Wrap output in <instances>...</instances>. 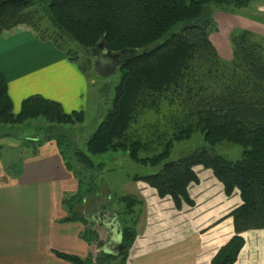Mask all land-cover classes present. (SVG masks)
Segmentation results:
<instances>
[{"label":"trees","instance_id":"obj_1","mask_svg":"<svg viewBox=\"0 0 264 264\" xmlns=\"http://www.w3.org/2000/svg\"><path fill=\"white\" fill-rule=\"evenodd\" d=\"M250 1L0 0V35L25 25L37 38L51 40L59 48L67 38L89 51L103 41L112 53L123 52L111 104L86 141L89 153L121 150L135 158L138 151L156 152L158 170L135 173L130 179L148 183L160 197L170 196L178 208L183 202L193 205L188 187L198 182L197 165L211 170L227 196L238 190L241 203L229 213L234 234L209 264H233L244 244L241 232L264 228V36L246 28L233 29L228 60L218 54L210 38L218 29L214 19L199 20L203 11L212 9L209 5L227 11L246 7ZM61 49L71 53L69 48ZM82 116V111L68 113L59 101L39 94L25 97L14 113L0 71V124L37 118L48 124L46 135L26 137L24 145L31 150L30 156L37 155L39 146L48 140L59 147L65 135L57 132V124L80 122ZM144 116H154L156 122L146 123V134L140 138L131 127ZM194 131L202 132L208 142L222 139L244 149L239 158L227 159L202 145L165 161L162 155L169 153L173 141ZM60 152L66 168L78 180L76 193L62 199L67 216L61 220L82 221L85 227L80 237L88 243L95 240L99 252L94 259L91 254L80 257L57 250L54 254L72 264H126L136 237L134 206L141 200L132 194L117 196L121 208L108 211L117 215L120 248L115 254L102 250L103 241L91 228V218L78 213L85 200L93 205L100 196L98 185L83 172L84 168L92 170L93 162L81 150H72L69 157ZM76 162L83 170L75 168ZM106 199L109 202L110 196Z\"/></svg>","mask_w":264,"mask_h":264},{"label":"crops","instance_id":"obj_2","mask_svg":"<svg viewBox=\"0 0 264 264\" xmlns=\"http://www.w3.org/2000/svg\"><path fill=\"white\" fill-rule=\"evenodd\" d=\"M259 8L264 11V3ZM232 14L231 16H235ZM240 23L242 27L257 29L264 34V30L254 21L245 19ZM17 29L18 31L0 35V71L7 81L13 110L17 112L22 100L31 94L57 100L65 111L82 109L87 100L84 76L73 64L58 55L50 41L38 40L30 31L22 30L20 26ZM210 38L214 42L212 36ZM9 163H4L0 156V264H72L58 258L54 250L80 257L90 255L92 245L96 243H88L80 237L85 224L79 220H61L67 216L62 199L66 194L76 193L78 180L66 168L55 141L48 140L41 144L37 155L28 154ZM196 167H199L200 174H204L205 180L210 169L201 165ZM140 182H132L134 189L129 193L146 202L144 196L151 195L152 191L145 189V182ZM199 182L205 189L203 191L207 194L206 198L202 197V192H198L197 201L194 200L195 205L189 207L188 212L183 208L181 211L175 210L177 217H186H179L180 222L173 224L175 231L170 230L172 234H162L169 239L175 235L176 230L180 236L185 235L182 230L188 233L195 231L191 237H196L190 247L191 253L183 257L179 250L172 251L174 246H178L176 241L174 245L157 247L161 244V235L157 238L151 232L149 238L142 239L139 236L137 243L134 241L127 264H159L157 262L160 259V262L166 261V264H199L202 256L197 259L199 252L208 250L204 262L206 264L210 255L215 254L227 242L233 234L230 225L232 219H219L241 203L238 192L227 197L222 184L214 176L204 182L199 177L197 183ZM190 186L189 195L194 197L192 184ZM211 188L217 190L218 195L213 196ZM147 213L150 214V211L147 210ZM155 218L159 219L158 216ZM145 223L146 219L139 221L138 234L144 229ZM91 224L96 229L99 240H104L105 227L93 222ZM167 227L170 229V225ZM196 231L204 232H200V235ZM254 232L262 233L264 229L247 230L243 236L252 237ZM205 234L207 235L203 237ZM183 238H187L186 235ZM181 240L182 238L177 241L181 243ZM256 249V246H250L245 253L240 252L234 264H264V250Z\"/></svg>","mask_w":264,"mask_h":264},{"label":"rangeland","instance_id":"obj_3","mask_svg":"<svg viewBox=\"0 0 264 264\" xmlns=\"http://www.w3.org/2000/svg\"><path fill=\"white\" fill-rule=\"evenodd\" d=\"M263 3L264 0H251L248 6L246 7H241V8L229 7L228 8L229 10L227 11H221V10L219 11L213 8L214 7L213 5H209V7H211L213 10L211 9V10L203 11L202 13L203 16L200 17L199 20L207 16H210L214 19L215 24H217L218 26L217 31L212 32L210 36H212V39L214 41L212 43H214L213 45L215 46L218 54L222 58L228 60L231 59L232 52H231V44L229 42V35L232 32V30L235 28L249 29L247 27H242L240 22H243V20L245 19H247L250 22L254 21L259 28H262L264 30V11H262V9L259 8V6ZM231 14L235 16H231ZM17 27L10 31L13 30L18 31ZM20 27H22V30L30 31L34 36L36 35L33 32V30L32 29L30 30L27 26L20 25ZM47 27L49 30H51L50 26ZM250 30L257 33L260 36H264V34L259 32L257 29L254 30L250 28ZM37 39L43 42L50 41V44L56 50L58 55L62 57L64 60L69 61L71 64H73L76 67V69L81 73V75L84 76V79L86 81L87 100L85 102V106L82 109L71 110V111H82L83 112L82 120L80 122L57 124V128H58L57 132L65 135L64 143L62 142V144L58 148H60L63 154H65L67 157H69L72 150L74 149L81 150L82 152L87 154V156L90 157V159L93 162L94 165L93 169L88 170L84 168L83 170L81 164H78L77 162L75 168L78 166L80 169L83 170L84 174L90 175L92 180L98 185V188L100 190V196L98 197L97 200L98 202L95 201V204L92 205L90 204L89 200H85L82 203V205H79L80 207L78 206L79 207L78 213H80L82 217L92 218V215L100 213L101 211H103L104 208L106 210H110V209L116 210L118 208L120 209L121 207L120 204H118L117 202V196L132 194L129 193L134 189L133 186L134 183L132 182L141 181L140 183H144V181L142 180H132V178L130 179V177L135 173H147V172L154 173L159 168L158 163H155L158 158L154 157V154L157 153L156 152L154 153L152 150L147 152L138 151L136 157L132 158L129 155L128 151L123 152L121 150L118 151L107 150L98 153H89L86 149L87 139L89 138L90 134H92L94 130L97 128L99 122L102 120L103 116L105 115L107 108H109L111 104V98L113 94L112 88L115 86V84H117L120 75L116 70V68L112 73L106 76H102L99 73H97L95 69V59L97 58L96 53L84 49L80 45L74 43L73 40L71 41L66 38V41H64V43L62 42L61 48L71 49V53H70V52H66V50L59 48L56 45V43L51 40L39 39V38ZM81 62H84V66L82 67H80L79 65V63ZM19 110L20 107L17 110V112ZM12 111L14 113H17L15 112V110H13V106H12ZM71 111H66V112L69 113ZM153 117L144 116L138 118L137 123L133 124L131 130L135 128V130L137 131V135L140 138H142L143 134L144 135L146 134V123L151 124L156 122L155 117L154 118ZM152 118L154 121L152 120ZM154 126L157 128V124H155ZM47 127L48 124L42 118H37L30 121L26 120L21 124H14V125L0 124V156L4 161V163L8 164L9 162L12 161L15 162L18 159H20L22 156L25 157L28 154H30L31 150L29 148H26V145H24V142L27 139L26 137H30L34 135L39 136L43 134L46 135L47 133L45 131V128ZM202 145H206V147L210 152L220 154L226 157L227 159L239 158L241 152L244 149L243 146L239 143L222 140V139L213 142L212 141L208 142L204 139L202 132L194 131L193 133L190 134L189 137H184L178 141H173L172 146L168 150L169 153L163 154L162 156L164 157L165 161L170 159H176L182 154L187 153ZM158 150L160 149L158 148ZM157 152H161V151H157ZM72 162L74 163V160H72ZM194 170L197 173L198 179L199 177H201L203 182L206 179H208L210 176L213 177V174L209 170L208 171L209 176L204 180V174L203 173L200 174L199 167H194ZM78 174L80 177H82L79 171ZM146 184L148 186L145 185L144 186L145 189L152 191L154 197L152 194L151 195L148 194L144 196L146 200V202H144L143 198L141 200L137 195L132 194L137 196L141 200L140 205L134 206L135 214L137 216V223L135 227L136 237L134 239L135 243H137V241L139 240L138 239L139 236L142 239L149 238V235L152 232L153 234L156 235L157 238L159 237V235H161L159 238L161 244L158 245L157 247L174 245L175 243H177L178 246H174L173 247L174 249H172V251L176 250L178 252L179 250V252L182 254L183 257L185 254L189 255L191 253L190 247L193 244V240L196 239L195 236L191 238L195 234V231L188 233L187 231L182 230L187 238H183L185 235L180 236L177 230L175 232V235L174 234L172 235L173 236L172 238L167 237L169 239H166V236L162 234L164 232L170 233V230L175 231V225L173 224H175L176 221L180 222L181 219L179 217L182 218L186 217L184 215L177 217L176 211H181V208H183L188 212L189 211L188 208L193 207L195 205L194 200L197 201L198 194L196 193L202 192V197L206 198L205 195L207 194L205 191H203L205 189L203 188L202 184H200V182L196 184L193 183L189 184V187H191L190 186L191 184L193 187L192 193L194 197H191L193 200V205H189L183 202L181 204V207L179 208L176 207L173 199L170 196L160 197L157 194L155 188L150 186L148 183ZM211 191L213 196L218 195L217 190L211 188ZM234 192H238V190L235 188L232 194H234ZM108 196H110L109 202L105 203L107 200L106 197ZM227 197H229V195ZM205 200L207 201V199ZM203 208H205V205L203 206ZM147 210L150 211V214L147 213ZM229 213H227L223 217L221 216V219H219V221L226 219L228 217H231L232 219V216ZM156 216H158L159 219H156L155 218ZM142 219H146V223L144 225V229L141 230L142 234L141 233L138 234L137 225L139 221ZM185 223H183L184 226ZM217 223L218 221L215 222V224ZM169 225H170V229L167 227ZM230 225L232 227L234 234L233 219L231 220ZM90 226L92 228L93 225L91 224ZM257 229H264V228H256V229H248V230H257ZM245 231L241 232V235L244 239V244L242 248L239 250L237 257L239 256L240 252L242 253L243 251V253H245L250 248V246H256L257 248L256 251L264 250V241H263L264 232L262 233L254 232L255 234H253L251 237L250 235L243 236ZM200 232L202 233L204 231H200ZM200 232L196 231V233L201 235ZM206 235L207 234L203 235V237H205ZM181 238H182V240L180 241L181 243H179L177 240ZM90 243H96L95 245L94 244L92 245V249H91V255L93 256L92 259H94L97 253L99 252L98 250L99 244L95 240L91 241ZM130 249L128 252H130ZM206 253H208V250H201L199 252L197 257L198 260L202 255L201 256L202 260L201 259L199 260L200 261L199 264H204V262H206L208 256L206 255ZM147 254L149 253L147 252ZM213 255L211 254L210 257L212 258ZM128 256L126 258V264L128 263V259H129ZM211 258H209V261L206 264L210 263ZM160 261L157 263L166 264V261L163 262ZM133 264H138V263L133 262Z\"/></svg>","mask_w":264,"mask_h":264},{"label":"water","instance_id":"obj_4","mask_svg":"<svg viewBox=\"0 0 264 264\" xmlns=\"http://www.w3.org/2000/svg\"><path fill=\"white\" fill-rule=\"evenodd\" d=\"M91 51L97 55L95 69L102 76L114 71L120 61V56L123 54L122 51L112 53L103 41L98 43ZM90 222H95L105 227L106 234L101 249L109 253H117L120 248L121 236L116 213L103 210L98 214L92 215Z\"/></svg>","mask_w":264,"mask_h":264},{"label":"built area","instance_id":"obj_5","mask_svg":"<svg viewBox=\"0 0 264 264\" xmlns=\"http://www.w3.org/2000/svg\"><path fill=\"white\" fill-rule=\"evenodd\" d=\"M99 250V249H98Z\"/></svg>","mask_w":264,"mask_h":264}]
</instances>
